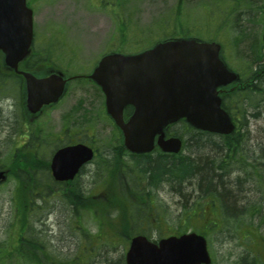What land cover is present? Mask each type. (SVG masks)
<instances>
[{"label": "rangeland", "instance_id": "rangeland-1", "mask_svg": "<svg viewBox=\"0 0 264 264\" xmlns=\"http://www.w3.org/2000/svg\"><path fill=\"white\" fill-rule=\"evenodd\" d=\"M32 2L37 11V37L44 38L48 46L55 45L59 48L51 57L60 68L73 75L89 73L101 57L110 51L138 52L164 38L170 31L219 41L224 46L230 65L243 74L250 73L254 58L252 50L261 48L264 30V0H125L122 10L114 6L118 0ZM232 8L231 18L226 12ZM119 10L122 18L116 14ZM220 15L221 21L225 22L220 21L219 26L216 20ZM259 63L264 64V49L263 60ZM74 84L76 90L71 94L74 93L79 110L83 111L78 122L80 139L92 142L99 148L97 163L113 158L111 154H114L113 148L118 146V132L106 117L103 106L98 104L97 100L102 101L99 92L88 83ZM257 85L263 94H252V99L245 103V119L241 114L238 115L242 122L241 131L244 133L243 149L239 154L244 159L247 157V160L233 161L234 152L227 158V162L232 160L235 162L234 166L239 165L230 171V175L233 181L238 182L237 191L241 197H245L244 205L250 202L257 205L260 203L259 199L264 200L261 181L264 164H260L264 162V79ZM180 130L188 137L185 129L181 127ZM6 137L7 134L1 136L4 141L9 138L12 141L0 145V166L8 167L12 165V155H24L29 148H18L22 142L19 135ZM250 164H254V167H250ZM98 165L95 162L92 166L93 174L84 176L79 186L82 184V188L89 191V198L99 197L96 202L100 204L103 200L100 195H105V172L102 169L105 163L100 162ZM236 176L240 179H236ZM17 179L13 175L0 184V241H12L20 233V224L17 225L15 218L17 209L14 200L26 197L27 188L32 187L20 184ZM125 189L127 192L130 190L127 185ZM62 192L64 191L43 202H37L36 212L32 215V225L46 245H49L52 253L60 259L80 258L88 264H107L108 260H116L122 254L125 255L130 240L121 235L123 226L109 225L107 222L100 224L101 219H97L96 214L91 211H83L78 217L70 211L66 201L59 198ZM83 194L88 195L86 192ZM152 199L159 200L157 211L165 219L162 226L151 233L154 239L176 235L182 230L205 231L213 258L212 264H246L244 260L248 259L249 262L254 254L259 258L257 264H264V241L254 243L253 240H241L237 233H230L233 235L231 237L225 236L227 233L223 232L225 235L221 236L216 230H210L206 225L203 227L204 223L199 217L193 221L194 224H189L185 210L192 212L194 198L189 197L187 201L185 195H179L167 186L156 190ZM22 202L24 203V199ZM37 205L40 209H37ZM104 209L102 217H108L107 214L112 209L108 205ZM24 213L28 216V212ZM114 217L116 222H120L118 214ZM150 219L154 220L153 217ZM214 220L215 213L212 212L210 221ZM254 234L257 237L259 235L257 232ZM261 234L264 235V227Z\"/></svg>", "mask_w": 264, "mask_h": 264}, {"label": "water", "instance_id": "water-1", "mask_svg": "<svg viewBox=\"0 0 264 264\" xmlns=\"http://www.w3.org/2000/svg\"><path fill=\"white\" fill-rule=\"evenodd\" d=\"M33 11L26 0H0V51L8 68L30 53ZM264 41V34H263ZM218 43L195 38L159 42L139 54L105 56L89 77L106 96L108 115L121 130L125 147L134 154L152 152L158 146L177 154L178 137L167 138L168 127L185 119L197 130L229 135L235 130L231 116L222 108L220 88L237 81L222 58ZM28 80V102L32 112L43 104L56 103L66 81L54 75ZM134 108L126 120L124 111ZM94 157L92 149L76 145L59 150L52 161L57 181L73 180L80 168ZM0 171V182L7 180ZM126 264H211L206 239L196 233L171 236L155 243L138 235L131 240Z\"/></svg>", "mask_w": 264, "mask_h": 264}, {"label": "trees", "instance_id": "trees-1", "mask_svg": "<svg viewBox=\"0 0 264 264\" xmlns=\"http://www.w3.org/2000/svg\"><path fill=\"white\" fill-rule=\"evenodd\" d=\"M263 49L264 44L261 42V48L252 50L254 58L251 78L255 79L256 84L247 91H234L224 99V108L235 118H237L236 114H241L245 119L244 104L252 99V94H263L257 85L264 79L262 74L264 64L259 63L263 60ZM231 102L237 105L234 113L231 111ZM239 123L238 129L233 134L224 136L198 131L185 120H181L169 130L170 136H179L184 140L183 151L179 154H166L157 148L150 154L134 155L120 143L113 148V158L100 161L105 163L102 168L105 172V195H100V198H103L100 204L96 202L99 197L89 198L81 192L76 182L70 183L69 189L62 192L59 198L66 201L70 211L78 217L83 211H91L96 214L97 219H101L100 224L107 222L109 225H122L124 229L121 235L127 240L140 234L151 237L153 230H158L162 226L165 219L157 211L159 200L152 199V196L156 190L167 186L177 194L185 195L187 201L189 197L194 198L195 206L192 212L188 213L189 211L185 210L189 224H194L193 221L199 217L198 219L204 223L203 227L206 225L210 230H216L220 225L224 228L233 223L236 224L234 226L236 232H239L242 226L259 229L264 225V202L259 199L260 208H257L258 204L254 205V202L244 205L245 197L240 196L237 191L238 182L233 181L230 175L233 164L247 158L244 159L239 154L244 142L242 122ZM179 126L185 129L184 132L188 137L182 133ZM231 152H234L232 160L235 162H227ZM36 156L32 154L31 160H36L38 157ZM98 160L99 157L96 160L97 165L100 163H97ZM38 163L37 165L21 164L20 160H16L12 167L17 169L14 170L13 175L18 178L20 184L31 185L34 189L27 188V195L23 197L24 203L19 197L16 198L18 201L14 200L17 209L15 218L17 225L20 224V233L12 241H0V264H88L80 258L56 257L32 225V215L36 212L35 204L51 198L52 193L49 189L55 187L57 189L58 185L53 183L52 188H46L45 185H49V182L41 183L36 179L40 172ZM261 181L264 184V178ZM126 185L130 189L129 192L125 189ZM107 205L112 210L108 212V217H102ZM37 209H40L39 205ZM216 209L219 211L218 214ZM24 212H28V216ZM212 212L215 213L214 221H210ZM115 214H118L120 222L114 220ZM150 217L154 220L152 221ZM186 231L182 230L176 235ZM201 233L208 237L205 231ZM259 237L264 240L263 235L260 234ZM255 240L259 239L255 238ZM247 260H244L246 264L258 263L257 256L250 257L249 262ZM107 264H126L125 255L122 254L116 260H108Z\"/></svg>", "mask_w": 264, "mask_h": 264}, {"label": "flooded vegetation", "instance_id": "flooded-vegetation-1", "mask_svg": "<svg viewBox=\"0 0 264 264\" xmlns=\"http://www.w3.org/2000/svg\"><path fill=\"white\" fill-rule=\"evenodd\" d=\"M33 0H27V4L34 11V19L37 16L36 8L33 5ZM125 0H118L116 5L120 10L123 9ZM116 11V8L112 9ZM120 10L117 11L119 18H122ZM231 18L233 17V8L226 12ZM228 16V19H229ZM222 15L217 17V25L222 20ZM123 19H120L122 21ZM225 22V21H221ZM220 26V25H219ZM169 36H182L183 34H176L174 31L167 32ZM57 46H48L46 40L41 37H37L36 31H34V38L31 46V53L25 59L19 62L18 69H7L4 64V55L1 52L0 56V145L9 144L12 141L10 138L8 141H4L1 138L2 135L12 136L13 134L19 135V139L22 140L21 146L18 148H29L28 152L22 155L21 164L25 163H38L40 175L43 174V180L45 182L53 181L52 172V160L59 150L67 147H73L78 144H85L93 148L95 151V157L99 154L97 146L88 142L85 139L79 137V116L83 111L79 110L78 101L72 91L76 90L73 86L74 83L78 84L79 76L73 75L66 69L59 67V64L53 60L51 54L56 53ZM94 69L92 70V72ZM91 72V73H92ZM24 74H30L37 79H44L46 77L60 74L66 84V94L59 100L58 103L43 104L40 109L32 112V108L29 107L28 102V81ZM89 74L83 75L81 81L87 82L90 86L94 87L99 92L101 100H97L99 106H103L104 113L106 115V97L102 90L88 78ZM252 86L250 79L238 82L221 90V93L225 97L229 96L234 91H246ZM220 93V94H221ZM92 105V104H90ZM90 108V107H88ZM128 110H130L128 108ZM87 131H89L87 129ZM24 132V133H23ZM6 137V138H7ZM95 142V141H94ZM51 149V152L49 153ZM20 150V149H17ZM37 155L36 160H31V155ZM93 161L85 164L81 167L78 175L73 182H82L84 176L92 175ZM11 169V168H10ZM71 182V181H70ZM69 182L60 183L57 188H63L65 191L68 188ZM48 187V185H45ZM81 187V188H80ZM81 186H79L82 193H88ZM261 195V193H258ZM262 203L264 200L261 201Z\"/></svg>", "mask_w": 264, "mask_h": 264}]
</instances>
